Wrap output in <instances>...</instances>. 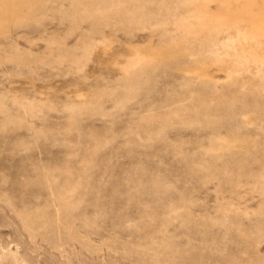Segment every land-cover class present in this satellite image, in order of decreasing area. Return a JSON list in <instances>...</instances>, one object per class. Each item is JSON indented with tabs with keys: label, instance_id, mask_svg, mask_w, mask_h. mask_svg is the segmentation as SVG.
Listing matches in <instances>:
<instances>
[{
	"label": "rangeland",
	"instance_id": "1",
	"mask_svg": "<svg viewBox=\"0 0 264 264\" xmlns=\"http://www.w3.org/2000/svg\"><path fill=\"white\" fill-rule=\"evenodd\" d=\"M0 264H264V0H0Z\"/></svg>",
	"mask_w": 264,
	"mask_h": 264
}]
</instances>
